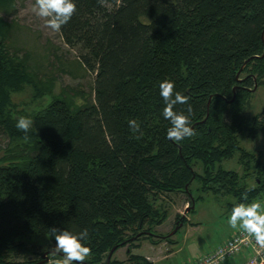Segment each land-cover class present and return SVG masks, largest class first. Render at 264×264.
<instances>
[{"label": "trees", "instance_id": "obj_1", "mask_svg": "<svg viewBox=\"0 0 264 264\" xmlns=\"http://www.w3.org/2000/svg\"><path fill=\"white\" fill-rule=\"evenodd\" d=\"M74 2L59 33L94 74L93 94L81 104L50 97L30 114L27 133L16 127L10 94L25 84L34 97L43 90L27 64L5 50L8 24L0 18V127L16 151L0 161V264L40 260L55 248L53 228L74 235L88 229L84 264H106L112 248L108 264H153L131 245L140 238L171 242L155 230L167 218L155 204L161 195L185 193L190 207L211 193L225 198L228 210L264 200L261 152L240 144L241 135L264 129V112L246 113L251 89L264 86V0ZM164 79L189 97L193 137L167 138ZM187 106L174 110L187 114ZM233 158L242 173L223 166ZM180 222L187 224L186 215L176 216ZM33 237L50 243L39 249ZM124 246L127 259L113 258ZM48 257L50 264L64 258Z\"/></svg>", "mask_w": 264, "mask_h": 264}, {"label": "rangeland", "instance_id": "obj_2", "mask_svg": "<svg viewBox=\"0 0 264 264\" xmlns=\"http://www.w3.org/2000/svg\"><path fill=\"white\" fill-rule=\"evenodd\" d=\"M34 2L35 0H12L5 5H0V18L8 24L4 40L5 50L10 56L27 64L29 73L35 78V83L40 86L38 89L43 90L42 96L34 97L35 91L32 86L22 84V89L10 94L14 107L13 116L17 119L21 116L29 118L33 111L43 106L50 100V97L55 95H61L76 104H81L84 99L93 94L94 74L84 69L79 62L78 51L65 45L59 32L43 27L44 20L32 11ZM45 88L49 91L46 92ZM262 112H264V86H256L252 91L246 113L249 116H255ZM240 144L247 150L260 151L264 163V129L253 137L241 135ZM10 146L8 135L0 127V161L8 152H16L15 150L10 151ZM223 166L242 173V168L235 158L224 161ZM202 195V199L193 203V210L186 213L188 197L185 193L161 195L155 201L156 205L161 206L167 212L165 221L155 227L157 233L162 235L173 232L177 227L176 216H182L184 213L188 226L197 227L190 228L186 226L187 224L181 225L176 233H171L169 235L171 242L164 243L159 250H162L164 254L172 252V249L175 252L160 263L175 264L181 261L179 264H186L187 260L194 257L192 256L194 252L202 253L214 247L217 243H214L215 240L222 238L230 229L228 219L232 210H228L225 198L221 197L220 201H217L218 198L211 193ZM260 203L262 207L264 200ZM185 230L187 232L184 234ZM47 239V237H33V241L39 244V249H44L49 245L50 241ZM151 240L155 241V244L161 243L157 237L133 240L131 248L136 250L131 249V252L145 253L148 244L152 243ZM178 241L181 245L177 244ZM178 247L182 249L178 250ZM31 258L37 259L36 256ZM113 258L126 260V246L118 248ZM48 263L50 264L51 261Z\"/></svg>", "mask_w": 264, "mask_h": 264}, {"label": "clouds", "instance_id": "obj_3", "mask_svg": "<svg viewBox=\"0 0 264 264\" xmlns=\"http://www.w3.org/2000/svg\"><path fill=\"white\" fill-rule=\"evenodd\" d=\"M106 2L107 0H100L102 5ZM76 10L77 5L74 0H35L32 6L34 14L44 20L43 27L51 29L53 32H59L62 26L71 20ZM159 88L160 96L167 102L163 108L164 118L170 121L167 138L179 142L185 138L193 137L196 133L191 127L189 118L193 114L192 106L188 104L189 97L175 91L174 82L168 79L162 80ZM176 104L188 105L187 114L175 111L174 106ZM32 123L31 119L21 116L17 120L16 127L27 133ZM129 127L134 133L140 130V124L135 119L129 121ZM251 190L252 188H249V191ZM228 224L233 229L239 225L240 228L255 238L260 247L264 248V211H261L259 201L236 204L232 208ZM52 232L55 234L56 241L54 252L62 253L64 257L62 260H56L55 264H72V262L84 264L91 254V248L85 243L89 235L88 229L84 228L79 235H74L67 230L58 232L55 228L52 229Z\"/></svg>", "mask_w": 264, "mask_h": 264}, {"label": "built area", "instance_id": "obj_4", "mask_svg": "<svg viewBox=\"0 0 264 264\" xmlns=\"http://www.w3.org/2000/svg\"><path fill=\"white\" fill-rule=\"evenodd\" d=\"M245 252L246 259L241 264H264V248L253 236L238 228L225 241L187 260L186 264H225Z\"/></svg>", "mask_w": 264, "mask_h": 264}, {"label": "crops", "instance_id": "obj_5", "mask_svg": "<svg viewBox=\"0 0 264 264\" xmlns=\"http://www.w3.org/2000/svg\"><path fill=\"white\" fill-rule=\"evenodd\" d=\"M261 210H264V205H262ZM186 226L187 227H190V228H197L195 226H190V225L188 226V224ZM238 228H240L239 225L235 229H233L232 227H230V229H228L227 233H225L222 238H220L218 240H215L214 243L217 242L215 245L220 244L221 242L225 241ZM186 232H187V230H185L184 234ZM164 243L167 244V242H164V241L163 242L161 241V243H157V244H155V243L152 242L151 244H148L147 249L144 248L146 254L145 253H143V254L142 253H134V254H139V255L144 256L147 260L151 261L153 264H163V263H160V262H162L163 260L167 259L169 256L171 257L172 256V253L175 252V250L172 249L173 250L172 252L170 251L167 254L162 253V250H159V249H160L161 245H164ZM177 244H180V242L178 241ZM179 249L181 250L182 247H178V250ZM135 250H136L135 248L132 249V251H135ZM197 252H194L193 253L192 256H194V257L192 259L196 258L198 255L201 254V252L200 253L199 252L197 253ZM114 255H115V253H114ZM245 259H246V252L243 253V254H241V255H239V256H237V257H235L232 260H229L225 264H241ZM117 260H121V259H117ZM179 263H176L175 262V264H179Z\"/></svg>", "mask_w": 264, "mask_h": 264}, {"label": "water", "instance_id": "obj_6", "mask_svg": "<svg viewBox=\"0 0 264 264\" xmlns=\"http://www.w3.org/2000/svg\"><path fill=\"white\" fill-rule=\"evenodd\" d=\"M255 88H256V85H254V87H253L251 90L253 91ZM186 188H187V187H186ZM191 208H193V204H192L190 207H187V208L185 209V213L188 212ZM185 213H184L182 216H185ZM181 225H182V223L180 222V223L177 225V227L175 228V230H173V232H175V231L177 230V228H178L179 226H181ZM173 232H171V233H173ZM171 233H169V234H171ZM113 250H114V248H112V249L110 250V252L108 253L107 263H106V264H108V260L110 259V256H111ZM51 252H54V250H49V251L44 252V253L42 254V256H41V259L38 260V261H36V262H33V263H22V264H45V263H48V262H49L48 254L51 253Z\"/></svg>", "mask_w": 264, "mask_h": 264}]
</instances>
